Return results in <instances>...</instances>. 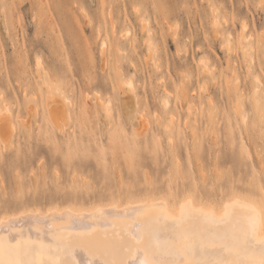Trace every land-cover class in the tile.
Here are the masks:
<instances>
[{"label":"rangeland","instance_id":"1","mask_svg":"<svg viewBox=\"0 0 264 264\" xmlns=\"http://www.w3.org/2000/svg\"><path fill=\"white\" fill-rule=\"evenodd\" d=\"M55 1L0 0V105L13 127L0 140V215L153 196L264 204V0H140L149 57L130 0H61L64 16ZM102 5L128 38L109 32ZM56 87L68 118L54 133L45 104Z\"/></svg>","mask_w":264,"mask_h":264},{"label":"bare ground","instance_id":"2","mask_svg":"<svg viewBox=\"0 0 264 264\" xmlns=\"http://www.w3.org/2000/svg\"><path fill=\"white\" fill-rule=\"evenodd\" d=\"M8 1L10 0H6V5L8 4ZM59 1L61 0H56L55 3H56L57 8H59V13L61 14V16H64L65 13L67 14V12H63V9L65 11V7L62 6L63 4L61 5V3H64V1L63 2H59ZM130 1H131L130 4H131L132 12L136 16V18L139 19L140 23L143 22L141 24L142 26L141 28L147 29L146 31L147 33L146 34L147 35L146 46H147V52H148L147 57H149L150 55L152 56L154 50H153V47L151 46L153 45V43L151 39L148 37L152 31L150 32L148 30L147 21L145 19L146 16L142 14V11L140 9L141 1L140 0H130ZM41 2L42 0H33L31 5L33 4L39 5L41 4ZM112 9L113 8L107 9L105 8V5H102V10L100 12L101 18H103V20H105V18L108 19L109 32H111L112 35L119 33L120 34L119 36L123 38H128L130 34L129 28L126 27L125 25H117L115 21L116 16H114V10ZM7 15L8 13L7 14L5 13V16ZM9 17H7L8 18L7 20H10ZM214 19H213V26L216 28V25L218 24V22L216 18ZM44 21L45 20H43V22ZM165 23L167 24V22ZM50 25L47 26V24L45 23L44 27L47 26L48 28H50ZM245 28H246V24L243 23L241 26V32H240V36L242 40L246 39V38L243 39L244 38L243 32H245ZM169 29H172V28L169 27L168 30ZM98 34L99 32H97V36H99ZM100 37L101 36H99L98 38L100 39ZM99 41H100V44H99L100 57H101V60L104 61L105 52L111 49L110 43L106 42L107 40H104V38L100 39ZM243 48L245 47L243 46ZM147 57L145 56V59ZM11 60L12 61H10L11 62L10 65L12 67V70L15 71L14 74L21 73L22 76H25L26 78L27 73L24 67L22 66V63H23L22 59L20 57H16L15 59L11 58ZM102 64L104 65V63ZM129 64L133 65V62L131 63L129 62ZM208 68L209 67L207 66V64H205V69L207 71L209 70ZM17 74H16V77L18 76ZM122 74L123 73L120 72L119 70L115 72V76H118V75L122 76ZM18 78L20 77H17V79ZM25 78L23 77V80ZM118 78L120 79V77ZM123 81H125V79ZM127 85L129 86L130 93L134 92L135 87L133 86V83L128 82ZM57 89L60 90L61 88L59 89L58 87H56L55 91H57ZM256 90L257 88L255 90L253 88V93L255 95L254 94L252 95L256 96V92H257ZM58 93L59 91L53 93L49 89L48 96L46 99V104H45L47 119L51 122V125H52L51 128L54 133L55 131H59V132L61 131V128H63L62 125H64L65 123V122L62 123V121L67 120V119L65 120L63 119L65 118V116H67L66 118H68V112H67L68 110H65L64 105H63L65 101L63 102L62 98L60 99V96L58 95ZM79 95H82V93L80 92ZM87 96L89 95L87 92H85V95H84L85 99L83 100H87L88 99ZM257 101L258 99L254 98V102L252 106L254 107L255 112L259 115L256 109ZM165 104H166V100H164L161 105L163 106ZM103 105L105 106V104H102V102L101 104L99 103V106L103 109L104 112L107 113L108 109L107 107H105L107 109L106 110ZM78 107L82 109L83 113L87 112V107L85 103L79 105ZM9 108H10L9 103L2 102V104L0 105V140L4 143L9 140L10 135H11V130L13 128V127L11 128L12 125H11V121L9 120L10 118ZM141 118H144V117L141 116ZM113 127H112L113 130L117 129L115 128V126ZM116 137L118 138V135ZM237 198L241 201V203H250L253 206L257 207L258 210L264 209V204L261 201V199L256 200V199H253L252 197L240 196L236 194L232 195L228 200L224 201V203L219 207L208 206V205L202 204L194 200L192 197H186L180 200L177 205L172 206L170 205V203L168 202L166 198L160 197V196H156V197L153 196V197H148V198L146 197L127 198L123 201L111 200L108 202L97 203L91 206H72V205L57 206V205H54V206L46 207L45 209L23 208L14 213H9V215L8 213L4 215H0V221L5 222V226H0V243H3L6 247L8 245H12L13 247H15L17 244H20L26 248L32 249V251L29 254H26V255L22 254L20 257L21 259L25 261H31L32 264H111L112 261H127V264H138V262L134 259V257H138L141 255V253L137 252L136 249L139 247H142V245H137L135 241L132 240L129 235L130 232H133L136 230V225L137 224L145 225L151 218L152 227L160 228L162 236L168 235L169 230L166 229L162 223L157 224L155 222V216L157 215L158 210L152 209L145 215H140L132 211L135 207L140 206V205H147L150 208V206L154 202H162L164 204L166 216L169 219V221H171L172 219L180 217L181 211H182L181 205L185 204L186 201L190 200L191 204H190V207L185 209L186 212H190L194 214L196 211L203 209L205 212H211L212 214L215 215L217 219H219L221 216L224 215V212H225L224 205L231 204ZM233 211L235 214H242L244 212V209L240 206H236L233 209ZM214 228L215 226L210 223H204L202 220L197 221V229L199 230L200 235L204 237L202 243L205 246L206 250H208L209 252L214 251L218 247V244L213 242L211 231L205 232L204 230L205 229L214 230ZM124 242H127V245H128L127 248H121V244ZM179 259L183 260L184 264H189V260L184 255H181Z\"/></svg>","mask_w":264,"mask_h":264},{"label":"snow or ice","instance_id":"3","mask_svg":"<svg viewBox=\"0 0 264 264\" xmlns=\"http://www.w3.org/2000/svg\"><path fill=\"white\" fill-rule=\"evenodd\" d=\"M190 204V200L182 204L180 217L171 221L162 202H154L150 208L140 205L132 210L140 215L158 210L155 222L169 230L168 235L162 236L160 228L152 227L151 218L145 225H136V230L129 235L137 245H142L136 249L141 255L134 257L138 264H184L179 259L181 255L189 260V264H264V209L258 210L237 198L224 205V215L217 219L203 209L194 214L186 212ZM236 206L242 207L244 212L235 214ZM201 220L215 226L214 230H204L211 231L213 242L218 244L214 251L209 252L202 243L204 237L197 229V221ZM0 226H5V222L0 221ZM127 247V242L121 244V248ZM31 251L20 244L6 247L0 243V264H32L20 258ZM111 264H127V261H112Z\"/></svg>","mask_w":264,"mask_h":264}]
</instances>
